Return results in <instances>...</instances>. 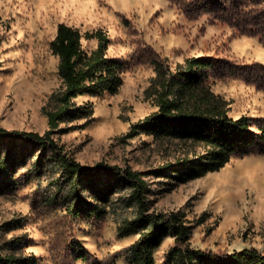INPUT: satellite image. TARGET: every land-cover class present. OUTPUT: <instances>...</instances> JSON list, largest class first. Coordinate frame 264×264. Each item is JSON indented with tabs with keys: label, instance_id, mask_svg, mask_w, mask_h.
<instances>
[{
	"label": "rangeland",
	"instance_id": "rangeland-1",
	"mask_svg": "<svg viewBox=\"0 0 264 264\" xmlns=\"http://www.w3.org/2000/svg\"><path fill=\"white\" fill-rule=\"evenodd\" d=\"M60 24L84 35L102 30L110 40L107 58L126 66L116 94L73 100L88 113L67 118L53 135L64 153L85 167L104 162L143 173L150 211H184L194 248L264 251V156L235 157L218 171L186 179L177 170L183 161L201 158L204 145L145 132L127 137L133 124L159 110L153 60L172 70L193 57L264 65L259 37L243 36L207 15L189 19L168 0H0V127L41 135L49 129L47 113L59 106L65 89L51 48ZM96 47V39H82L87 54ZM208 87L231 118H264V91L257 86L218 76ZM11 145L0 142V253L30 264H129L122 251L140 235L120 237L118 228L136 216L131 189L105 174L82 178L79 195L105 215L74 218L72 182L53 152L21 141ZM164 166L171 171L155 173ZM100 190L102 201L95 193ZM73 241L90 252L91 263L75 259ZM173 245L174 238L163 240L154 254L157 264H166Z\"/></svg>",
	"mask_w": 264,
	"mask_h": 264
},
{
	"label": "trees",
	"instance_id": "trees-1",
	"mask_svg": "<svg viewBox=\"0 0 264 264\" xmlns=\"http://www.w3.org/2000/svg\"><path fill=\"white\" fill-rule=\"evenodd\" d=\"M189 19L209 16L212 22H224L239 30L243 36L259 37L264 46V7L260 0H168ZM97 40L96 49L89 55L82 49V39ZM110 40L102 30L82 34L65 24L57 28L51 48L59 57L58 73L65 89L59 106L47 113L49 129L44 134L10 131L0 127V142L22 143L48 148L58 160L63 172L72 182L76 205L71 209L74 218H102L105 210L97 204L85 202L78 188L82 178L105 174L131 189L130 199L136 205V216L125 220L118 228L120 237L139 234L138 240L122 251L129 264H157L154 254L166 237L174 238V245L166 253V264H264V251L245 248L232 253L194 248L191 245L192 227L184 211H150L148 183L144 174L119 165L104 162L85 167L71 158L53 135L67 118L80 119L87 115L75 108L73 100L91 93L116 94L123 84V61L107 58ZM156 76L153 93L159 110L143 121L133 124L127 137L140 132L157 137L189 140L204 145L206 153L196 161L185 160L180 170L186 179L200 178L224 167L232 158L249 155L264 156V118L242 116L231 118L224 103L210 91L208 82L218 76H229L257 86L264 91V65L236 64L214 57H193L174 70L165 62L153 60ZM11 147V148H12ZM8 149V151L11 150ZM164 166L155 173H167ZM97 200L106 196L97 191ZM202 223L203 220H200ZM76 260L91 263L92 255L79 241L72 242ZM0 264H30L25 258L0 253Z\"/></svg>",
	"mask_w": 264,
	"mask_h": 264
}]
</instances>
